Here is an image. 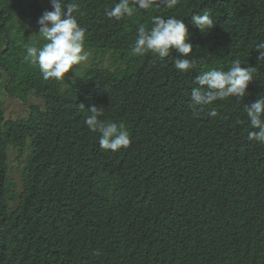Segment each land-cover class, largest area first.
<instances>
[{
  "label": "trees",
  "instance_id": "16d2710c",
  "mask_svg": "<svg viewBox=\"0 0 264 264\" xmlns=\"http://www.w3.org/2000/svg\"><path fill=\"white\" fill-rule=\"evenodd\" d=\"M77 2L84 48L110 51V65L45 81L24 44L50 0H0L4 93L42 99L15 118L0 100V264H264V145L248 140L243 111L264 95L253 49L264 41V0H158L120 21L104 15L114 0ZM205 11L208 32L191 22ZM155 15L184 19L194 70L130 52L137 27ZM237 58L254 71L248 95L215 102L214 118L194 117L195 76ZM93 104L124 124L127 148H100L84 123ZM9 147L24 159L18 193Z\"/></svg>",
  "mask_w": 264,
  "mask_h": 264
},
{
  "label": "clouds",
  "instance_id": "9594fccd",
  "mask_svg": "<svg viewBox=\"0 0 264 264\" xmlns=\"http://www.w3.org/2000/svg\"><path fill=\"white\" fill-rule=\"evenodd\" d=\"M50 3L52 10H45L37 21V38L24 44V59L38 66L45 81H62L65 73L70 70L76 72L74 66L81 65L88 59L84 50L86 29L78 22V17L83 13L77 0H50ZM164 3L172 7L177 0H164ZM156 4L158 0H114L110 8H105L104 15L110 20L120 21L125 17H132L138 10H148ZM191 22L202 32H208L214 26L207 11L193 14ZM187 37L188 28L184 19L155 15L151 17L150 26L141 24L137 27L130 52L137 56L151 54L161 60L172 57L175 69L188 73L196 68V61L190 58L193 44ZM253 49L259 51L257 60H264V41L257 42ZM173 50L179 55L172 56ZM253 79V68L242 67L238 58L233 59L227 69L210 67L199 71L194 78L188 103L192 115L216 117L215 102L233 96L244 99ZM80 105L85 108L83 104ZM86 108L89 114L84 123L91 132L99 134L101 149L115 152L130 145V134L123 123L101 118L104 107L93 104ZM243 111L250 129L247 133L248 140L264 145V95L251 104L245 103Z\"/></svg>",
  "mask_w": 264,
  "mask_h": 264
},
{
  "label": "rangeland",
  "instance_id": "374dc122",
  "mask_svg": "<svg viewBox=\"0 0 264 264\" xmlns=\"http://www.w3.org/2000/svg\"><path fill=\"white\" fill-rule=\"evenodd\" d=\"M84 50L88 54V59L83 62L81 65L74 66L76 72L70 70L66 73L69 77H74L77 75H81L84 69L88 66L93 65L101 61L103 66H109L111 62V58L109 56L110 51H105L104 54L97 50L96 48H84ZM4 83H5V75L0 69V100L3 102V107L5 111V115L7 117H17V116H25L29 109L30 102L41 103L42 99L31 95L27 103L21 101L16 97L9 96L4 93ZM9 176L10 182L13 184L16 192L18 193L22 189V179H21V168L23 165L24 159L19 157L17 149L13 147H9Z\"/></svg>",
  "mask_w": 264,
  "mask_h": 264
}]
</instances>
